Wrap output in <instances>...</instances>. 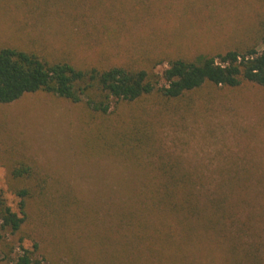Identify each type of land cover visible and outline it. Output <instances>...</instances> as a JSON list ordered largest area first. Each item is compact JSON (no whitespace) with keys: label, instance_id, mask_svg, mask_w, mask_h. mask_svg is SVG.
<instances>
[{"label":"rangeland","instance_id":"1","mask_svg":"<svg viewBox=\"0 0 264 264\" xmlns=\"http://www.w3.org/2000/svg\"><path fill=\"white\" fill-rule=\"evenodd\" d=\"M262 14L260 0H0V49L161 75L171 59L245 42ZM237 169L246 171L241 181L264 171V87L254 84L206 85L178 100L154 92L115 102L105 116L44 92L0 103V201L19 214L26 201L25 222L7 228L4 243L43 264H125L131 228L122 215L142 210L146 183L194 182L207 194ZM255 191L235 217L254 218L245 235L254 231L263 255L264 196ZM208 235L187 236L188 252L200 264H230Z\"/></svg>","mask_w":264,"mask_h":264},{"label":"trees","instance_id":"2","mask_svg":"<svg viewBox=\"0 0 264 264\" xmlns=\"http://www.w3.org/2000/svg\"><path fill=\"white\" fill-rule=\"evenodd\" d=\"M257 27L253 37L227 51L193 59H171L161 75L128 65L77 68L69 62L49 61L34 53L2 48L0 103L9 104L26 94L44 92L72 103L83 102L93 114L105 116L115 102L134 103L154 92L168 100H178L206 85L237 88L250 83L264 87V14L260 15ZM242 172L246 171L237 169L228 173L227 181L220 182L215 192L205 191L207 194L203 186L194 182L146 183L145 199L140 203L142 210L123 209L126 228H131L122 246L123 251H128L125 264H134V260L138 264L143 261L200 264L196 254L189 253L192 250L187 248L193 243L186 237L195 232L208 233L211 241L214 239L220 247H226L230 264H264L260 245L253 240L254 231L245 235L251 230L254 218L235 217L243 202L248 207L254 204L243 200L246 190H256L257 197L264 196V171L257 173L251 169L241 181ZM237 188L239 198L232 202L230 195ZM27 195L23 190L21 196ZM25 204L26 201L21 202L20 216L0 201V261L4 264H43L30 250L23 247L16 253L12 245L4 243V231L9 228L16 233L25 222Z\"/></svg>","mask_w":264,"mask_h":264}]
</instances>
